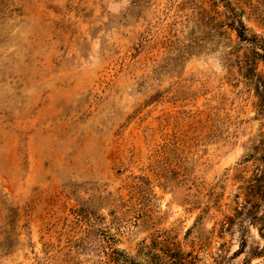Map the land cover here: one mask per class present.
I'll list each match as a JSON object with an SVG mask.
<instances>
[{
    "label": "rangeland",
    "instance_id": "374dc122",
    "mask_svg": "<svg viewBox=\"0 0 264 264\" xmlns=\"http://www.w3.org/2000/svg\"><path fill=\"white\" fill-rule=\"evenodd\" d=\"M263 235L264 0H0V264H263Z\"/></svg>",
    "mask_w": 264,
    "mask_h": 264
},
{
    "label": "trees",
    "instance_id": "16d2710c",
    "mask_svg": "<svg viewBox=\"0 0 264 264\" xmlns=\"http://www.w3.org/2000/svg\"><path fill=\"white\" fill-rule=\"evenodd\" d=\"M263 237H264V235H263ZM260 252H261L260 253L261 255H264V249L262 251H260ZM117 255H118V252L112 251V253L110 254V257L113 258V259H116Z\"/></svg>",
    "mask_w": 264,
    "mask_h": 264
}]
</instances>
